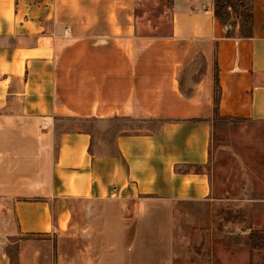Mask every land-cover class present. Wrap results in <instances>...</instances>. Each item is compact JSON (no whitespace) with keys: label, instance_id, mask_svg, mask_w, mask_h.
<instances>
[{"label":"crops","instance_id":"obj_1","mask_svg":"<svg viewBox=\"0 0 264 264\" xmlns=\"http://www.w3.org/2000/svg\"><path fill=\"white\" fill-rule=\"evenodd\" d=\"M213 1L141 35L137 0H0V264H61L95 201L211 196L215 117L264 122V0Z\"/></svg>","mask_w":264,"mask_h":264},{"label":"rangeland","instance_id":"obj_2","mask_svg":"<svg viewBox=\"0 0 264 264\" xmlns=\"http://www.w3.org/2000/svg\"><path fill=\"white\" fill-rule=\"evenodd\" d=\"M171 12L172 0H137L138 32L168 33ZM206 170L205 200L87 204L59 237L61 264H264V122L215 117Z\"/></svg>","mask_w":264,"mask_h":264},{"label":"trees","instance_id":"obj_3","mask_svg":"<svg viewBox=\"0 0 264 264\" xmlns=\"http://www.w3.org/2000/svg\"><path fill=\"white\" fill-rule=\"evenodd\" d=\"M214 17L222 23H225L230 14L235 18H240L242 23L250 28L252 21L251 8L244 0H214ZM215 113H217L215 109ZM218 114H215L217 116Z\"/></svg>","mask_w":264,"mask_h":264}]
</instances>
